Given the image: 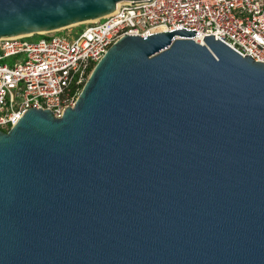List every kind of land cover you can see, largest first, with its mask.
<instances>
[{
    "label": "water",
    "instance_id": "water-1",
    "mask_svg": "<svg viewBox=\"0 0 264 264\" xmlns=\"http://www.w3.org/2000/svg\"><path fill=\"white\" fill-rule=\"evenodd\" d=\"M140 1L0 0V39ZM196 34L125 36L0 132V264H264V64Z\"/></svg>",
    "mask_w": 264,
    "mask_h": 264
},
{
    "label": "built area",
    "instance_id": "built-area-1",
    "mask_svg": "<svg viewBox=\"0 0 264 264\" xmlns=\"http://www.w3.org/2000/svg\"><path fill=\"white\" fill-rule=\"evenodd\" d=\"M148 1L123 2L113 14L82 24L78 33L72 32L75 26L1 38L0 132L7 133L30 109L61 118L74 106L96 65L125 36L194 30L191 39L197 44L214 36L241 57L264 64V0Z\"/></svg>",
    "mask_w": 264,
    "mask_h": 264
},
{
    "label": "rangeland",
    "instance_id": "rangeland-1",
    "mask_svg": "<svg viewBox=\"0 0 264 264\" xmlns=\"http://www.w3.org/2000/svg\"><path fill=\"white\" fill-rule=\"evenodd\" d=\"M81 26H82V25H79V26H77L76 28L72 29V32H73V33H76V32L78 33V32L81 31V29H82ZM70 28H72V27H70ZM64 32H65V33H68L69 31H64ZM58 35H59V36H63V35H65V34L62 33V34H58ZM35 39H36V40H37V39H40V37L37 36Z\"/></svg>",
    "mask_w": 264,
    "mask_h": 264
},
{
    "label": "bare ground",
    "instance_id": "bare-ground-1",
    "mask_svg": "<svg viewBox=\"0 0 264 264\" xmlns=\"http://www.w3.org/2000/svg\"><path fill=\"white\" fill-rule=\"evenodd\" d=\"M120 5H121V3L118 4V6H120ZM95 21H96V20H95ZM95 21H91V22H95ZM91 22H89V23H91ZM89 23H88V24H89ZM158 32H162V30H158Z\"/></svg>",
    "mask_w": 264,
    "mask_h": 264
},
{
    "label": "trees",
    "instance_id": "trees-1",
    "mask_svg": "<svg viewBox=\"0 0 264 264\" xmlns=\"http://www.w3.org/2000/svg\"><path fill=\"white\" fill-rule=\"evenodd\" d=\"M71 93H72V92H71ZM71 93H70V94H71ZM72 95L76 97L78 94H77L76 92H75V93L73 92Z\"/></svg>",
    "mask_w": 264,
    "mask_h": 264
}]
</instances>
